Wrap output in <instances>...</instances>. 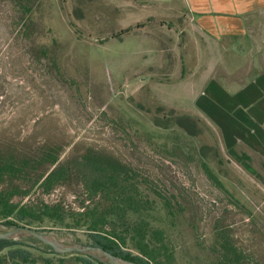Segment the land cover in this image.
I'll return each mask as SVG.
<instances>
[{
  "label": "rangeland",
  "instance_id": "1",
  "mask_svg": "<svg viewBox=\"0 0 264 264\" xmlns=\"http://www.w3.org/2000/svg\"><path fill=\"white\" fill-rule=\"evenodd\" d=\"M133 10L118 0H0V139L58 142L63 160L88 146L114 153L180 206L178 254L205 257L220 233L264 264L259 127L240 121L247 107L238 109L232 88L222 89V105L203 108L211 91L192 95L184 84L160 83L179 77L173 47H142L141 34L128 35L137 27L112 35ZM179 114L198 119L194 134L175 124ZM36 195L76 206L72 187ZM41 228L65 244L86 240L83 229ZM12 229L0 219V232Z\"/></svg>",
  "mask_w": 264,
  "mask_h": 264
},
{
  "label": "trees",
  "instance_id": "2",
  "mask_svg": "<svg viewBox=\"0 0 264 264\" xmlns=\"http://www.w3.org/2000/svg\"><path fill=\"white\" fill-rule=\"evenodd\" d=\"M133 29L112 35L119 37ZM175 124L194 134L198 119L179 114ZM62 151L61 144L48 139L25 145L0 139V219L4 225H26L44 232L41 226L49 222L67 230L83 229L86 240L82 243L102 246L141 264H262L233 237L220 233L214 234L205 257L184 258L178 254L176 235L180 206L172 197L139 180L137 171L114 153L88 146L82 154L75 148L63 160ZM60 186L72 187L76 206L36 195ZM31 196L32 200L23 202ZM0 264L118 263L91 253L59 252L25 235L20 240L0 239Z\"/></svg>",
  "mask_w": 264,
  "mask_h": 264
},
{
  "label": "crops",
  "instance_id": "3",
  "mask_svg": "<svg viewBox=\"0 0 264 264\" xmlns=\"http://www.w3.org/2000/svg\"><path fill=\"white\" fill-rule=\"evenodd\" d=\"M118 1L134 9L121 30L140 24L128 35L141 34L142 47H173L179 77L175 82L159 79L160 83L184 84L192 95L211 91L214 98L201 102L203 108L213 101L220 104L222 89L232 88L238 109L247 107L240 121L258 126L264 143V0ZM173 108L205 119L189 106Z\"/></svg>",
  "mask_w": 264,
  "mask_h": 264
},
{
  "label": "water",
  "instance_id": "4",
  "mask_svg": "<svg viewBox=\"0 0 264 264\" xmlns=\"http://www.w3.org/2000/svg\"><path fill=\"white\" fill-rule=\"evenodd\" d=\"M20 235H32L46 244H50L56 251L68 253V252H82L99 255L104 259H108L111 262L118 264H141L134 260L127 259L116 254H113L106 250L102 246L86 244L82 242H76L74 244L62 243L58 238L48 235L44 232H40L32 227L21 225L13 228L12 230L0 232V239H12Z\"/></svg>",
  "mask_w": 264,
  "mask_h": 264
}]
</instances>
